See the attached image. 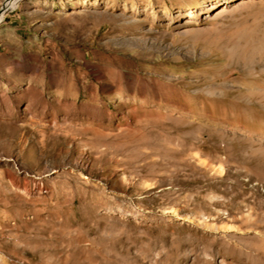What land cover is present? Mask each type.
Masks as SVG:
<instances>
[{
	"label": "rangeland",
	"instance_id": "374dc122",
	"mask_svg": "<svg viewBox=\"0 0 264 264\" xmlns=\"http://www.w3.org/2000/svg\"><path fill=\"white\" fill-rule=\"evenodd\" d=\"M12 5L0 264H264V0Z\"/></svg>",
	"mask_w": 264,
	"mask_h": 264
},
{
	"label": "bare ground",
	"instance_id": "6f19581e",
	"mask_svg": "<svg viewBox=\"0 0 264 264\" xmlns=\"http://www.w3.org/2000/svg\"><path fill=\"white\" fill-rule=\"evenodd\" d=\"M18 0H8L6 3H5V6H4V8L3 9H6V10H8V9H10V7H11V5L12 4H14V3H16ZM157 2H158V0H157ZM175 2V1H174ZM173 2V3H174ZM180 3H181V1H180ZM172 5V4H171ZM13 6V5H12ZM2 15H3V13H1L0 14V20H1V18H2ZM176 25V24H175ZM179 27V26H178ZM181 27V26H180ZM173 35V34H172ZM174 36V35H173ZM176 36V35H175ZM165 37V36H164ZM171 39V38H170ZM173 39V38H172ZM177 40V39H176ZM179 40V39H178ZM173 41V40H172ZM176 43V42H175Z\"/></svg>",
	"mask_w": 264,
	"mask_h": 264
},
{
	"label": "water",
	"instance_id": "95a60500",
	"mask_svg": "<svg viewBox=\"0 0 264 264\" xmlns=\"http://www.w3.org/2000/svg\"><path fill=\"white\" fill-rule=\"evenodd\" d=\"M4 8V4L2 5V7L0 8V14L1 13H4L6 11V9H3Z\"/></svg>",
	"mask_w": 264,
	"mask_h": 264
}]
</instances>
